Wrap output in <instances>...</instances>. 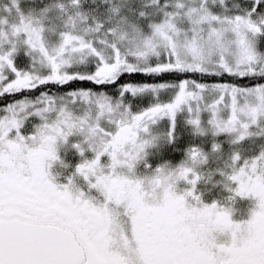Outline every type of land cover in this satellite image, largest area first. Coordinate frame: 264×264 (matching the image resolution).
<instances>
[{"label":"snow or ice","instance_id":"1","mask_svg":"<svg viewBox=\"0 0 264 264\" xmlns=\"http://www.w3.org/2000/svg\"><path fill=\"white\" fill-rule=\"evenodd\" d=\"M0 264H264V0H0Z\"/></svg>","mask_w":264,"mask_h":264},{"label":"rangeland","instance_id":"2","mask_svg":"<svg viewBox=\"0 0 264 264\" xmlns=\"http://www.w3.org/2000/svg\"><path fill=\"white\" fill-rule=\"evenodd\" d=\"M257 143H259V141H257Z\"/></svg>","mask_w":264,"mask_h":264}]
</instances>
